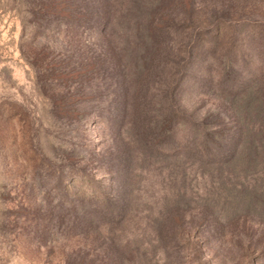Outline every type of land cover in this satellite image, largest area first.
<instances>
[{
	"label": "rangeland",
	"instance_id": "rangeland-1",
	"mask_svg": "<svg viewBox=\"0 0 264 264\" xmlns=\"http://www.w3.org/2000/svg\"><path fill=\"white\" fill-rule=\"evenodd\" d=\"M102 1L0 0V264H264V0Z\"/></svg>",
	"mask_w": 264,
	"mask_h": 264
},
{
	"label": "trees",
	"instance_id": "trees-1",
	"mask_svg": "<svg viewBox=\"0 0 264 264\" xmlns=\"http://www.w3.org/2000/svg\"><path fill=\"white\" fill-rule=\"evenodd\" d=\"M102 2H103V5H102ZM101 2V8L103 9L104 7H106V8H104V14H107L106 15V17H105V19H108V16H109V8H108V5H109V0H103ZM242 89H243V87H239V88H237V89H235V92L237 93V94H242ZM242 101H240V103H241ZM234 104V103H233ZM234 107V106H233ZM237 107V106H236ZM233 110V113L235 112V113H237V112H239V113H241V110L237 107V110H236V108L234 109H232ZM234 113V114H235ZM235 115H237V114H235ZM238 118V117H237ZM237 120H239V119H237ZM237 127H238V129H237V139H234L233 141V143H234V149L237 147V145L241 142L242 143V141L244 142V141H246V139H243L242 140V138L244 137V130H243V126H242V124L240 123V127L237 125Z\"/></svg>",
	"mask_w": 264,
	"mask_h": 264
}]
</instances>
